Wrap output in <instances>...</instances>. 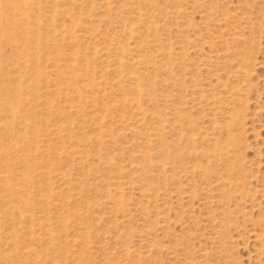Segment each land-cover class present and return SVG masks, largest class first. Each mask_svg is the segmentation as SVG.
Masks as SVG:
<instances>
[{"label":"rangeland","instance_id":"1","mask_svg":"<svg viewBox=\"0 0 264 264\" xmlns=\"http://www.w3.org/2000/svg\"><path fill=\"white\" fill-rule=\"evenodd\" d=\"M16 1L20 4V0ZM47 1L42 4V11L45 9L43 11L45 15L40 20L42 27L36 36L29 34V39H32L31 41L37 39L40 43L50 42L52 28L54 27L58 32L61 28L60 32L65 30V36L58 42L59 44L57 43V51L54 47H50L49 51L46 49L41 54L37 65L24 67L20 55L29 52L30 48L36 43H26L24 45L18 40L26 31V27L17 23L9 24L16 39L3 42L0 47L2 53L0 56V69L5 72L0 70L2 75L0 76V85L2 86L1 83L4 82L0 88V97L2 95L0 111L3 106L4 109L13 108L16 110L17 108L18 112L21 108V111L25 114L24 116L20 112L22 113L20 114L22 115V118H20L22 121L20 119L19 121H13L9 114L0 115V136L2 137V140L0 139V222L3 219L0 223L2 227L0 229V256H7L11 261L10 263L8 260L10 264H264L263 0L262 2L261 0H241V2L238 0H139V4L129 5L125 8L122 6L124 2L133 4L132 2L135 0H109L111 5L106 10L103 7V0H98L96 5L90 3L76 5V0L73 5L70 3L71 0ZM246 7L248 10H246ZM53 8L57 10L55 12L56 21H52L47 16ZM249 8H251L250 11ZM238 13H244L245 16L252 15L248 22L240 23L234 17ZM91 18L93 22H96L94 26L97 28V31H91L92 33L86 31L89 27L87 23ZM205 18L213 20H210L212 23ZM131 20L136 22L135 28L137 26L133 36L128 34L129 29L125 24ZM232 20L234 23H232ZM147 22H155L159 27V31L155 32L152 25L147 24ZM213 23H217L216 28L213 27ZM247 23L248 25H246ZM239 24L240 26H238ZM33 26L31 23L30 27ZM71 27L72 34L69 31ZM232 28L237 29L238 32L241 28V34ZM228 29L230 32H228ZM73 32H76L75 36L77 38L75 40L71 38L72 35L74 36ZM30 40L29 42H31ZM242 40H244V43L240 42ZM125 45L133 49V54L124 56V58L123 56L120 57L121 54L117 49ZM170 45L172 48H170ZM215 51H217V54ZM75 53L78 55V61L67 63L68 68L65 67L64 62H61V65L64 66L60 72L70 71V65L77 66L79 73L72 76L81 80L76 84L85 96L88 88L86 86H95L97 89L95 94L93 96L87 94L88 97L83 102L74 101L76 93H74V88L69 80L55 77L51 71L53 69V57L57 54L73 55ZM91 53L93 56L90 55ZM169 54L170 57L167 58ZM214 54L217 56L216 58ZM223 54H227V59ZM244 54H248L247 59H245L246 55ZM84 55H90V57H84ZM108 55L111 58L110 56L108 58ZM208 55L213 56V58H209ZM251 55L253 60H251ZM139 56L150 59L149 66L136 65ZM163 56H166V58ZM209 59L211 61L215 60V62L211 63L210 61L208 63ZM245 60L249 62L246 63ZM121 61L130 64V67L120 69L122 70L120 73L116 64ZM250 61H253L254 66L250 65ZM215 63H218V65H215ZM242 65H250L249 67L246 66L250 68L251 72H249L248 79L244 78L245 75L242 74L247 68L240 70L241 67L245 68ZM153 67H156L157 70H154ZM103 68L106 69L107 73ZM205 68L206 70L209 68V72L205 71ZM130 69H134V71H130ZM252 69L254 70L251 71ZM115 70L118 75L120 74L119 76H117ZM236 70L242 75L235 73ZM128 71L130 74H128ZM39 72L42 75L38 76ZM104 74L106 77L102 78ZM136 75L140 78L139 83L141 86L143 85L142 88L149 89L151 87L150 97L153 100H150V97L147 98L148 96L139 98L134 93L133 86L136 82L134 79ZM233 75L238 78L233 79ZM102 82L105 84H102ZM34 83H38L37 87ZM102 85H105L104 89L106 90L103 89ZM99 88L101 89L99 90ZM58 89L62 90L57 95L54 91ZM45 93H47V96ZM8 95L11 96V100L13 98L17 100H15L17 102L15 103L16 106L11 105L12 102ZM35 95H38V97ZM135 98H139V103H142L141 110L136 108ZM126 99L134 103L132 107H124ZM20 100L23 102L20 103ZM51 101L52 104H50ZM9 103L10 106L7 105ZM105 104L107 109L103 107ZM30 106H35V109L31 110L32 107ZM142 110L146 114V119L141 123L137 118L139 117L138 112L141 113ZM45 111H47L46 114H44ZM153 113H157V116H159L152 117ZM30 115L34 117L35 121L30 118ZM155 120L158 122L155 123ZM27 121L31 128L23 130L25 128L24 122L27 123ZM42 121L47 123L44 124ZM15 122L17 123L15 124ZM77 123H79V127ZM34 125L38 127H35V129L39 130L34 131ZM105 125H107V129ZM64 126L65 129L62 130L61 127L64 128ZM42 130L44 131L42 132ZM25 131L29 134H25ZM45 131H48V133ZM50 131L52 133L55 131V133L51 134ZM35 133L37 137H34L36 136ZM98 134L99 136H97ZM24 135L27 137V139L25 137L26 142L29 141L27 145L23 143L25 141L23 140ZM15 143L18 150L13 149ZM155 144L160 145V149ZM36 145L39 146L38 149L33 147ZM161 150L164 156L160 153ZM190 150L193 152H190ZM199 151L201 152L199 153ZM81 156L89 160H83ZM55 157L57 158L55 159ZM76 157L80 164L84 161L86 164H81V167L74 160ZM140 164H143L144 167ZM160 165H164L166 170ZM63 171L69 172L68 175L63 174L65 173ZM104 173L107 174L106 177L103 175ZM69 174L71 175L70 178ZM29 175L30 178H28ZM100 175L104 176L103 181L100 180ZM1 176L4 178L7 176L8 178L5 181ZM22 176L23 178H21ZM63 176H65L64 180ZM148 177L152 178V182H148L150 179ZM66 179L69 184L64 183ZM145 180L147 183H145ZM98 181L99 183H97ZM28 182H30V185H28ZM111 183H114V186ZM159 183L160 186H158ZM2 184L8 186L7 190ZM152 184L153 188H151ZM163 184L166 188L163 187ZM24 188L29 190L27 194L20 192ZM204 188L207 189L204 190ZM153 189L157 190V194ZM210 189H212V192ZM143 191L146 193H143ZM166 193L171 197L170 199H168ZM39 194L43 195L40 197ZM48 194L51 195L48 196ZM44 195L53 200L57 199L55 202L58 206L54 203L55 205L48 207L45 203V208L42 205L44 204L42 201L45 198ZM27 196L34 201V207L27 209L31 210L30 212L33 215L41 216L38 218L35 215L34 218L37 217V220L31 223L22 222L19 219V210L16 208L21 206L20 200L22 201ZM157 196L158 198H155ZM38 199L41 200L42 204ZM37 203L40 205H37ZM152 206L153 208H151ZM43 208L47 210L49 208V210L44 209V211ZM27 209V212L24 213L31 214L28 213L29 210ZM213 218L217 219L213 221ZM61 219L62 221H60ZM42 222L43 224H41ZM48 223L51 224V230H53L51 233L53 232L52 234L56 237L52 242L48 241L49 237L47 236L49 235L46 233L47 228L44 227ZM224 223H226V227ZM11 226L17 230L12 231ZM19 229L22 231L19 234L20 236L17 234V239L20 238L21 240L18 241L15 237L13 240L8 239L7 235L11 236L13 232ZM24 229L30 232L28 233L29 237ZM35 234L36 238H34ZM145 234H147V237ZM26 236L29 241L26 240ZM83 236L84 238L81 239ZM16 242L19 243L17 248L19 255L14 244ZM29 250H34L36 253L38 251L39 256L37 253V256L28 257L26 254ZM14 252L17 254H14ZM128 253L130 256H128ZM2 262L0 264H3Z\"/></svg>","mask_w":264,"mask_h":264},{"label":"bare ground","instance_id":"2","mask_svg":"<svg viewBox=\"0 0 264 264\" xmlns=\"http://www.w3.org/2000/svg\"><path fill=\"white\" fill-rule=\"evenodd\" d=\"M67 1H69V0H67ZM97 1L98 0H76V2H75V0H71L70 1V3L73 5V4H75L76 3V5H78L79 3H90L91 5H96L97 4ZM102 1V0H101ZM118 1V0H117ZM117 1H116V3H117ZM225 1V0H224ZM238 1H240L241 2V0H238ZM20 2V4L19 3H17V1L16 0H0V47H1V44L3 43V42H7V41H14V39H16V38H14V36H13V34H12V30L10 29V27H9V24H11V23H17V24H20V25H22L23 27L25 26L26 28V31L24 32V34L21 36V38H18V40L21 42V43H23L24 45L26 44V43H36V45H34L33 47H31L30 48V51L29 52H27V53H24V54H21L20 55V60L22 61V65L24 66V67H32V65H37L39 62H38V59L40 58V56H41V54H43L44 52H45V50L47 49H49L50 47H54V49H55V51H57L56 50V45H57V43L60 41V40H62L63 38H64V36H65V30L64 31H61L60 32V29H59V32H58V30L57 29H55L54 27L52 28V35H51V40H50V42H44V43H40L39 42V40H35V41H31L29 38V34L31 35H34V36H36V34H37V32H39L40 31V29H41V23H40V20L43 18V16L45 15V13L42 11V4H45L46 2H48L47 0H20L19 1ZM113 2H115V1H113ZM122 2V1H121ZM156 2V1H155ZM261 2H262V0H261ZM263 2H264V0H263ZM125 3V2H124ZM122 4V6L125 8V7H127V6H129V5H135V4H139L140 2H139V0H135L134 2H132L133 4H127V3H125V4ZM145 3V2H144ZM235 3V2H234ZM260 3V2H259ZM103 4H104V8H105V10L107 9V7H108V9H109V6L111 5V2L108 0H103ZM180 4V3H179ZM202 4V3H201ZM231 4H232V2H231ZM71 5V6H72ZM54 7H58L57 5H53ZM87 6H89V5H87ZM212 6V5H211ZM47 7V6H46ZM61 7V6H60ZM237 7V6H236ZM75 8V7H74ZM86 8V7H85ZM47 9V8H46ZM49 9V8H48ZM51 9V8H50ZM123 9V8H122ZM250 9L251 8H249V11H250ZM66 10V9H65ZM86 10V9H85ZM90 10V9H89ZM102 10V9H101ZM118 10V9H117ZM138 10V9H137ZM235 10V9H234ZM246 10H248V8L246 7ZM57 10L55 9V8H53L52 9V11H49V13L47 14V16H49L50 18H51V20L52 21H56V19H57V17H56V14H55V12H56ZM99 11V10H98ZM149 11V10H148ZM67 12V11H66ZM104 12V11H103ZM206 12V11H205ZM68 13V12H67ZM132 13V12H131ZM164 13V12H163ZM74 14V13H73ZM99 14H100V12H99ZM98 14V15H99ZM171 14H173V13H171ZM207 14V13H206ZM248 14V13H247ZM246 14V15H247ZM122 15V14H121ZM210 15H212V14H210ZM209 15V16H210ZM225 15V14H224ZM235 15V14H234ZM250 16L252 15V14H249ZM88 16V15H87ZM92 16V15H91ZM133 16V15H132ZM141 16V15H140ZM250 16H245V14L244 13H238V14H236V16H234L235 18H237V21L238 22H240V23H243V22H248L249 21V19H250ZM62 17V16H61ZM101 17V16H100ZM206 17V16H205ZM211 17V16H210ZM49 18V19H50ZM90 18V17H89ZM101 18H104L103 16L101 17ZM127 18V17H126ZM140 18V17H139ZM257 18V17H256ZM60 19V18H59ZM64 19V18H63ZM124 19V18H123ZM137 19V18H136ZM207 21L209 20V19H207V18H205ZM220 19V18H219ZM254 20H255V18H253ZM68 20V19H67ZM83 20V19H82ZM112 20V19H111ZM138 20V19H137ZM151 20V19H150ZM211 20V19H210ZM209 20V21H210ZM216 20V19H215ZM220 20H222V19H220ZM220 20H217V21H220ZM77 21H78V19H77ZM211 21H213V20H211ZM210 21V23H212ZM224 21H225V18H224ZM236 21V22H237ZM151 22V21H150ZM150 22H147V24H149ZM190 22V21H189ZM223 22V21H222ZM31 23H32V25H34L33 27H30L31 26ZM44 23V22H43ZM58 23V22H57ZM65 23V22H64ZM71 23V22H70ZM74 23V22H73ZM76 23V22H75ZM94 23H96V22H93V20H92V18L90 19V21H88V23L87 24H89V27H87V30L86 31H92V32H95V31H97V28L94 26ZM209 23V24H210ZM227 23V22H226ZM225 23V24H226ZM230 23V22H229ZM232 23H234V21L232 20ZM250 23V22H249ZM83 24V23H82ZM126 24V26H128V29H129V33L128 34H130V36H133V34H134V32H135V29L137 28V26H136V28H135V25H136V22L133 20H131L129 23L127 22V23H125ZM145 24V23H144ZM151 25H152V29H154L155 30V32H158L159 31V27H158V25H156V23L154 22V23H150ZM214 24V23H213ZM212 24V25H213ZM217 23H215L214 24V26L213 27H215V25H216ZM53 25V24H52ZM65 25V24H64ZM74 25H76V24H74ZM74 25H73V27H74ZM96 25V24H95ZM97 25H99V24H97ZM138 25V24H137ZM211 25V24H210ZM232 25V24H231ZM244 25V24H243ZM246 25H248V23L246 24ZM45 26V25H44ZM58 26V25H57ZM66 26V25H65ZM190 26V25H189ZM218 26V25H217ZM225 26V25H224ZM238 26H240V24L238 25ZM250 26V25H249ZM248 26V27H249ZM122 27V26H121ZM120 27V28H121ZM222 27H223V24H222ZM231 27V26H230ZM229 27V28H230ZM233 27H235V25H233ZM49 28V27H48ZM127 28V27H126ZM216 28V27H215ZM224 28V27H223ZM237 28H239V27H237ZM245 28H247V27H245ZM249 28H251V27H249ZM248 28V29H249ZM220 29V28H219ZM233 29V28H232ZM247 29V30H248ZM146 30V29H145ZM209 30V29H208ZM229 30V29H228ZM227 30V31H228ZM233 30H235V29H233ZM237 30V29H236ZM235 30V31H236ZM240 30H241V28H240ZM240 30H239V32H238V30H237V33H240L241 34V32H240ZM245 30V29H244ZM69 31H71V34H72V27H71V29H69ZM74 31V30H73ZM79 31V30H78ZM151 31V30H150ZM162 31V30H161ZM180 31V30H179ZM232 31V30H231ZM91 32V33H92ZM147 32V31H146ZM228 32H230V30L228 31ZM233 32V31H232ZM75 33L76 32H73V34H74V36L72 35V39H76L77 37L75 36ZM85 33V32H84ZM145 33V32H144ZM166 33V32H165ZM173 33V32H172ZM187 34V33H186ZM229 34H231V33H229ZM228 34V35H229ZM234 34V33H233ZM143 35V34H142ZM155 35H156V33H155ZM158 35H159V33H158ZM171 35V34H170ZM235 35V34H234ZM234 35H233V37H234ZM33 36V37H34ZM83 36V35H82ZM94 36V35H93ZM98 36V35H97ZM147 36V35H146ZM230 36V35H229ZM242 37H243V35H241ZM127 37V36H126ZM142 37V36H141ZM140 37V38H141ZM159 37V36H158ZM178 37V36H177ZM191 37V36H190ZM232 37V38H233ZM32 38V37H31ZM69 38V37H68ZM88 38V37H87ZM108 38V37H107ZM231 38V39H232ZM238 38V37H237ZM244 38V37H243ZM250 38V37H249ZM82 39V38H81ZM174 39V38H173ZM29 40L31 41V42H29ZM114 40V39H113ZM127 40V39H126ZM237 41L239 40V39H236ZM246 40H248V39H246ZM245 40V41H246ZM68 41V40H67ZM107 41V40H106ZM116 41H117V39H116ZM182 41V40H181ZM234 41V40H233ZM244 40H242V41H240V42H243ZM100 42V41H99ZM115 42V41H114ZM129 42V41H128ZM127 42V43H128ZM165 42H167L166 40H165ZM184 42V41H183ZM214 42V41H213ZM73 43H75V42H73ZM153 43V42H152ZM162 43V42H161ZM176 43V42H175ZM174 43V44H175ZM192 43V42H191ZM190 43V44H191ZM244 43V42H243ZM59 44V43H58ZM65 44V43H64ZM106 44V43H105ZM121 44V43H120ZM171 44H172V42H171ZM236 44V43H235ZM100 45V44H99ZM118 45V44H117ZM142 45V44H141ZM145 45V44H144ZM176 45V44H175ZM214 45V44H213ZM71 46H72V44H71ZM109 46V45H108ZM111 46V45H110ZM171 46V45H170ZM185 46V45H184ZM187 46V45H186ZM106 47V46H105ZM115 47H117V46H115ZM157 47V46H156ZM159 47H161V46H159ZM189 47V46H188ZM214 47H216V46H214ZM163 48V47H162ZM170 48H172V46L170 47ZM84 49V48H83ZM103 49V48H102ZM153 49V48H152ZM191 49V48H190ZM78 49L76 48V51H77ZM118 52H119V54H121L120 55V57L121 56H128V55H131V54H133V49H131L129 46H120L118 49ZM169 50V49H168ZM216 50V49H215ZM49 51V50H48ZM54 51V52H55ZM172 51V50H171ZM177 51V50H176ZM175 51V52H176ZM183 51V50H182ZM197 51V50H196ZM213 51V50H212ZM219 51V50H218ZM53 52V51H52ZM73 52V51H72ZM78 52V51H77ZM179 52V51H178ZM199 52V51H198ZM217 51H215V53H216ZM49 53H51V52H49ZM90 53V52H89ZM106 53V52H105ZM212 53H214V52H212ZM1 50H0V56H1ZM47 54V53H46ZM52 54V53H51ZM81 54V53H80ZM88 54V53H87ZM114 54V53H113ZM152 54V53H151ZM217 54V53H216ZM50 55V54H49ZM91 56H93L92 55V53L90 54ZM90 55H88V56H85L84 55V57H90ZM97 55V54H96ZM223 55H225V57L227 56V54H223ZM244 55H246V54H244ZM248 55V54H247ZM247 55L245 56V59H247ZM100 56V55H99ZM103 56V55H102ZM109 56L110 55H108V58H109ZM209 56V55H208ZM207 56V57H208ZM211 56V55H210ZM209 56V58H213V56H211L210 57ZM250 56V55H249ZM83 57V56H82ZM104 57V56H103ZM102 57V58H103ZM115 57H117V56H115ZM124 57V58H125ZM164 57V56H163ZM170 57V54L168 55V57L167 58H169ZM214 57L216 58L217 56H215V54H214ZM223 57V56H222ZM2 58V57H1ZM95 58V57H94ZM98 58V57H97ZM101 58V59H102ZM110 58H111V56H110ZM133 58V57H132ZM164 58H166V56L164 57ZM224 58V57H223ZM251 58H252V55H251ZM250 58V59H251ZM18 59V58H17ZM87 59V58H86ZM89 59H91V58H89ZM92 59H93V57H92ZM92 59H91V61H92ZM208 59V58H207ZM226 59H227V57H226ZM249 59V60H250ZM8 60V59H7ZM88 60V59H87ZM113 60V59H112ZM121 60V59H120ZM126 60H127V58H126ZM126 60H123V61H126ZM165 60V59H164ZM183 60V59H182ZM251 60H253V58L251 59ZM78 61V55H76V53L75 54H71V55H66V54H64V55H59V54H57L55 57H53L52 58V63H53V69L51 70L52 71V74L55 76V77H62L63 79H66V80H69L70 82H71V85L73 86V88H74V93H76V98L74 97V101H79V102H83V101H85L84 99L86 98V97H88L87 96V94H91L92 96L95 94V92L97 91V89L95 88V86H91V85H87L86 87H90L89 89L87 88V90H86V96L84 95V92L83 91H81V89H79L78 87H77V82H81V80H79V78L78 77H76V78H74L73 76L74 75H76L77 73H79V69H77L76 67L77 66H74V65H70L69 67H70V71H64L63 73H61L60 72V70L63 68V66L61 65V62H64L65 63V67H67V63H71V62H77ZM83 61V60H82ZM82 61H81V63H82ZM103 61V60H102ZM105 61V60H104ZM123 61H121L120 63H118V64H116L117 65V67H118V71L121 73V71L122 70H120V69H123L124 67H130V64H127L126 62H123ZM128 61V60H127ZM151 60L150 59H148V58H146V57H143V56H139L138 57V60L136 61V65H146V66H149L148 64H149V62H150ZM210 59H209V61H207L208 63H210ZM223 61V60H222ZM228 61V60H227ZM240 61H242V60H240ZM248 61V60H247ZM247 61L245 60V62L247 63ZM6 62V61H5ZM46 62V61H45ZM90 62V61H89ZM97 62V61H96ZM134 62V61H133ZM171 62V61H170ZM202 62V61H201ZM204 62V61H203ZM202 62V63H203ZM212 62H215V60H212L211 61V63ZM219 63H220V61H218ZM244 62V63H245ZM249 62V61H248ZM252 62L253 61H250V65L252 64ZM16 63V62H15ZM43 63V62H42ZM86 64H87V61L85 62ZM102 63V62H101ZM106 63H108V62H106ZM111 63V62H110ZM109 63V64H110ZM115 63V62H114ZM224 63V62H223ZM244 63H241V64H244ZM245 63V64H246ZM1 64V63H0ZM67 64V65H66ZM74 64V63H73ZM86 64H85V66H86ZM93 64V63H92ZM100 64V63H99ZM103 64H105V63H103ZM170 64V63H169ZM193 64H195V63H193ZM218 65V63H215V65ZM239 64H240V62H239ZM238 64V65H239ZM21 65V64H20ZM81 65V64H80ZM106 65V64H105ZM105 65H103L104 67H105ZM135 65V64H134ZM188 65V64H187ZM207 65V64H206ZM227 65V64H226ZM249 65V66H250ZM90 66V65H89ZM100 66H102V64H100ZM107 66V65H106ZM205 66V65H204ZM209 66H211V65H209ZM208 66V67H209ZM240 66V65H239ZM238 66V67H239ZM243 67L245 66V68H242L241 67V69L240 70H242V69H246L247 67H249V66H247V65H242ZM247 66V67H246ZM252 66H254L253 64H252ZM83 67H84V65H83ZM114 67H115V65H114ZM167 67V66H166ZM169 67V66H168ZM179 67V66H178ZM189 67V66H188ZM190 67H191V65H190ZM207 67V66H206ZM216 67V66H215ZM2 68H3V66H2ZM68 68V67H67ZM111 68V67H110ZM170 68V67H169ZM212 68H213V66H212ZM19 69V68H18ZM30 69V68H29ZM85 69H86V67H85ZM105 68H103V70H104ZM112 69V68H111ZM128 69V68H127ZM153 69L154 70H157V68L156 67H153ZM152 69V70H153ZM200 69H202V68H200ZM209 68H207V70H206V68H205V71H208L209 72V70H208ZM248 70L250 69V68H247ZM246 69V70H247ZM1 71L3 70V69H0ZM6 70V69H5ZM134 71V69H130V71ZM161 70V69H160ZM169 71H170V69H168ZM175 70V69H174ZM214 70V69H213ZM239 70V69H238ZM239 70V71H240ZM244 71V72H242V74L243 75H245V77L244 78H247L248 77V75H250V70L248 71ZM254 69H252L251 71H253ZM15 71V70H14ZM19 71V70H18ZM40 71V70H39ZM83 71V70H82ZM110 71H112V70H110ZM126 71V70H125ZM168 71V72H169ZM3 72H4V70H3ZM2 72V73H3ZM7 72V71H6ZM20 72V71H19ZM85 72V71H84ZM90 72H91V70H90ZM93 72V71H92ZM103 72V71H102ZM105 72H106V69H105ZM129 72V71H128ZM171 72V71H170ZM201 72V71H200ZM235 72V71H234ZM241 72V71H240ZM250 72V73H249ZM1 73V72H0ZM5 73V72H4ZM20 73H22V72H20ZM33 73H35L34 71H33ZM45 73V72H44ZM94 73V72H93ZM107 73V72H106ZM114 73V72H113ZM115 73L117 74V76H119L118 75V73L116 72V70H115ZM114 73V74H115ZM127 73V72H126ZM132 73V72H131ZM235 73H238V71L236 70V72ZM253 73V72H252ZM91 74V73H90ZM128 74H130V72L128 73ZM210 74V73H209ZM239 74V73H238ZM241 73L239 74V75H242ZM5 75V74H4ZM7 75V74H6ZM5 75V76H6ZM10 75H12L11 73H10ZM39 75H42L40 72H39V74H38V76ZM45 75V74H44ZM73 75V76H72ZM127 75V74H126ZM172 75V74H171ZM176 75V74H175ZM174 75V76H175ZM237 75V74H236ZM0 76H2L1 74H0ZM32 76V75H31ZM129 76V75H128ZM252 76V75H251ZM251 76H249V77H251ZM8 78H9V76H7ZM27 77V76H26ZM35 77V76H34ZM33 77V78H34ZM36 77H37V75H36ZM87 77V76H86ZM101 77V76H100ZM104 77H106V75L104 74V76L102 77V78H104ZM125 77V76H124ZM149 77V76H148ZM152 77V76H151ZM229 77V76H228ZM235 77H237V76H234L233 75V79L235 78ZM242 77V76H241ZM14 78V77H13ZM29 78V77H28ZM127 78V77H126ZM132 78V77H131ZM170 78V77H169ZM238 78V77H237ZM18 79V78H17ZM106 79V78H105ZM127 79H129V78H127ZM126 79V80H127ZM135 79V85L133 86V90H134V93H136L137 94V96H139V98L141 97H143V96H148L147 98H149L151 95V91H150V89H151V87L149 88V89H146V88H142V86H141V84L139 83V77H137V75H136V77L134 78ZM230 79V78H229ZM248 79V78H247ZM0 80H1V77H0ZM22 80V79H21ZM28 80V79H27ZM38 80V79H37ZM131 80V79H130ZM33 81H34V79H33ZM32 81V82H33ZM47 81V80H46ZM106 81V80H105ZM120 82H121V80H119ZM134 81V80H133ZM133 81H129V82H133ZM151 81V80H150ZM17 82V81H16ZM21 82V81H20ZM34 82H36V80L34 81ZM89 82V81H88ZM118 82V81H117ZM152 82V81H151ZM154 82V81H153ZM22 83V82H21ZM20 83V84H21ZM90 83V82H89ZM104 82H102V84H103ZM122 83V82H121ZM144 83V82H143ZM222 83V82H221ZM220 83V84H221ZM2 84V86H3V84H4V82H2L1 83ZM19 84V85H20ZM23 84V83H22ZM35 85H36V87H37V85H38V83H34ZM105 84V83H104ZM148 84V83H147ZM173 84V83H172ZM18 85V86H19ZM99 85H100V83H99ZM150 85V84H149ZM161 85V84H160ZM169 85V84H168ZM211 85H212V82H211ZM222 85H224V84H222ZM1 85H0V88L2 87ZM22 86V85H21ZM29 86V85H28ZM27 86V87H28ZM79 86V85H78ZM104 86L105 85H102V87H103V89H104ZM146 86V85H145ZM144 86V87H145ZM166 86V85H165ZM170 86V85H169ZM197 86V85H196ZM203 86H204V84H203ZM41 87V86H40ZM130 87V86H129ZM163 87V86H162ZM218 87H219V85H218ZM4 88H5V86H4ZM3 88V89H4ZM30 88V87H29ZM215 88V87H214ZM220 88V87H219ZM15 89V88H14ZM31 89V88H30ZM101 88H99V90H100ZM216 89V88H215ZM25 90V89H24ZM23 90V91H24ZM41 90V89H40ZM62 90V89H61ZM61 90L60 89H58V90H56V91H54V93L55 94H60L61 93ZM104 90H106V89H104ZM122 90V89H121ZM120 90V91H121ZM130 90V89H129ZM128 90V91H129ZM158 90V89H157ZM161 90V89H160ZM206 90V89H205ZM27 91V90H26ZM126 91V90H125ZM42 92V91H41ZM47 92V91H46ZM122 92V91H121ZM130 92V91H129ZM132 92V91H131ZM172 92V91H171ZM192 92V91H191ZM207 92V91H206ZM215 92V91H214ZM217 92V91H216ZM1 93H3V91H1ZM71 93V92H70ZM101 93V92H100ZM126 93H127V91H126ZM226 93V92H225ZM230 93H231V91H230ZM16 95H17V92L15 93ZM27 95H28V93H26ZM213 94V93H212ZM211 94V95H212ZM217 94V93H216ZM15 95V96H16ZM21 95V94H20ZM20 95H18V96H20ZM45 95L47 96V93H45ZM7 96V95H6ZM9 96L10 95H8V98H9ZM14 96V97H15ZM22 96H23V93H22ZM35 96H37L38 97V95H35ZM43 96V95H42ZM99 96V95H98ZM103 96V95H102ZM106 96V95H105ZM104 96V97H105ZM136 96V95H135ZM13 97V96H12ZM45 97V96H44ZM55 97V96H54ZM134 97V96H133ZM169 97V96H168ZM209 97V96H208ZM16 98V97H15ZM23 98V97H22ZM33 98V97H32ZM35 98V97H34ZM41 98H43V97H41ZM68 98V97H67ZM98 98V97H97ZM139 98H135V100H136V104H135V106H136V108L137 109H139V110H141L142 108H141V104L142 103H139ZM171 98V97H170ZM2 99V95H1V97H0V100ZM6 99V98H5ZM12 98H11V96H10V100H11ZM26 99V98H25ZM94 99H95V97H94ZM150 100H153V98H149ZM180 99V98H179ZM222 99V98H221ZM226 99H227V97H226ZM233 99V98H232ZM14 100V101H13ZM13 100H11V105H15L16 106V104L15 103H17V102H15V100L16 99H14L13 98ZM19 100V99H18ZM24 100V99H23ZM34 100H36V99H34ZM173 100V99H172ZM208 100V99H207ZM17 101V100H16ZM22 100H20V103H22L21 102ZM38 101H39V99H38ZM38 101L36 102L37 104H38ZM92 101V100H91ZM220 101V100H219ZM219 101H217V102H219ZM101 102V101H100ZM172 102V101H171ZM10 103L9 104H7V105H9L10 106ZM25 103V102H24ZM86 103V102H85ZM90 103V102H89ZM88 103V104H89ZM210 103V102H209ZM216 103V102H215ZM44 104V103H43ZM42 104V105H43ZM50 104H52V101L50 102ZM133 102H131V101H129V100H125L124 101V107L125 106H129V107H132L133 106ZM197 104V103H196ZM211 104V103H210ZM26 106H27V104H25ZM156 105V104H155ZM15 106H11V107H15ZM41 106V105H40ZM49 106V105H48ZM82 106V105H81ZM143 106V105H142ZM194 106H196V105H194ZM22 107V106H21ZM28 107H29V105H28ZM27 107V108H28ZM30 107H32V108H30L31 110L35 107V106H30ZM47 107V106H46ZM103 107H107V105L105 104V106H103ZM116 107H117V105H116ZM151 107V106H150ZM162 107V106H161ZM9 108V107H8ZM52 108V107H51ZM67 108H68V106H67ZM35 109V108H34ZM107 109V108H106ZM105 109V110H106ZM124 109V108H123ZM133 109V108H132ZM167 109H169V108H167ZM25 110V109H24ZM155 110V109H154ZM234 111V110H233ZM236 111H238L237 109H236ZM20 112H22L21 111V108H20ZM20 112H18L17 111V108H16V110H14L13 108H11V109H7V108H5L4 109V106H3V108H2V110L0 111V115H7V114H9V117L13 120V121H15V120H18L19 121V119L20 118H22L21 116L22 115H20V114H22V113H20ZM25 112H26V110H25ZM144 111L142 110V112L140 113V112H138V115H139V117L137 118L138 119V121L139 122H143L145 119H146V114H144L143 113ZM150 112V111H149ZM31 113V112H30ZM47 113V111H45V113L44 114H46ZM50 113V112H49ZM238 113V112H237ZM24 114V113H23ZM32 114V113H31ZM51 114V113H50ZM74 114V113H73ZM178 114V113H177ZM241 115H242V113H240ZM36 115H37V113H36ZM77 115V114H76ZM163 115V114H162ZM238 115V114H237ZM240 115V116H241ZM24 116H25V114H24ZM31 117V119L33 118V120H34V117H32V115H30ZM95 116V115H94ZM104 116H106V115H104ZM151 116V115H150ZM159 116V115H158ZM157 116V113H153L152 114V117H158ZM177 116V115H176ZM53 117V116H52ZM81 117H83V116H81ZM98 117V116H97ZM119 117H120V115H119ZM165 117V116H164ZM29 118V119H30ZM234 118H236V117H234ZM8 119V118H7ZM25 119V118H24ZM71 119H73V118H71ZM100 119V118H99ZM161 119H162V117H161ZM178 119V118H177ZM237 119V118H236ZM21 120V119H20ZM43 120V119H42ZM47 120V119H46ZM101 120V119H100ZM158 120V119H157ZM160 120V119H159ZM166 120V119H165ZM232 120V119H231ZM22 121V120H21ZM25 122H26V120H24ZM35 121V120H34ZM47 121H49V120H47ZM76 121H77V118H76ZM119 121V120H118ZM156 121V120H155ZM167 121V120H166ZM24 122V126H25V128H23V130L24 129H26V130H28V129H30L31 128V126L29 125V123H28V121H27V123H25ZM42 122H44V121H42ZM158 121H156L155 123H157ZM164 122V121H163ZM9 123H10V121H9ZM13 123V122H12ZM17 122H15V124H16ZM20 123V122H19ZM47 123V122H46ZM45 122H44V124H46ZM64 123V122H63ZM79 123H80V121H79ZM79 123H77V125H78V127H79ZM81 123H82V120H81ZM161 123V122H160ZM165 123V122H164ZM163 123V124H164ZM27 124V125H26ZM83 124H84V122H83ZM132 124V123H131ZM4 125H6V124H4ZM8 125V124H7ZM10 125V124H9ZM8 125V126H9ZM14 125V124H13ZM20 125V124H19ZM87 125V124H86ZM240 125H241V123H240ZM37 126H38V124H37ZM37 126H35L34 125V129H35V127H37ZM46 126V125H45ZM54 126H55V124H54ZM53 126V127H54ZM97 126V125H96ZM106 126L107 125H105V128H106ZM144 126V125H143ZM181 126V125H180ZM5 128H6V126H4ZM12 127V126H11ZM39 127V126H38ZM37 127V128H38ZM138 127V126H137ZM160 127V126H159ZM167 127V126H166ZM176 127V126H175ZM174 127V128H175ZM195 127V126H194ZM215 127V126H214ZM35 129L34 131H36V130H39V129ZM62 128V130H64L65 129V126H64V128L63 127H61ZM76 128H77V126H76ZM80 128H81V126H80ZM84 128V127H83ZM163 128V127H162ZM213 128V127H212ZM13 129V128H12ZM68 129V128H67ZM85 129V128H84ZM100 129V128H99ZM107 129V128H106ZM129 129V128H128ZM145 129V128H144ZM155 129V128H154ZM158 129V128H157ZM221 129V128H220ZM46 130V129H45ZM49 130V129H48ZM82 129H80V131H81ZM172 130V129H171ZM16 131V130H15ZM30 131H32V130H30ZM44 130H42V132H43ZM57 132H58V130H56ZM83 131V130H82ZM99 131V130H98ZM97 131V132H98ZM131 131V130H130ZM8 132V131H7ZM9 132H10V130H9ZM24 132V131H23ZM46 132V131H45ZM51 132V134H54L55 133V131L52 133V131H50ZM84 132V131H83ZM132 132V131H131ZM144 132H145V130H144ZM22 133V132H21ZM20 133V134H21ZM26 133H28V132H26L25 131V134ZM32 133V132H31ZM46 133H48V131L46 132ZM17 134V133H16ZM23 134V133H22ZM29 134V133H28ZM33 134V133H32ZM50 134V135H51ZM56 134H58V133H56ZM61 134H62V132H61ZM158 134V133H157ZM35 135L36 136H34V137H37V134L35 133ZM46 135V134H45ZM48 135V134H47ZM80 135V134H79ZM86 135V134H85ZM187 135V134H186ZM185 135V136H186ZM16 137H17V135H15ZM27 136H31V135H27ZM65 136H66V134H65ZM97 136H99V134L97 135ZM147 135L145 134V137H146ZM158 136H159V134H158ZM161 136V135H160ZM181 136V135H180ZM185 136H183V137H185ZM195 136V135H194ZM193 136V137H194ZM25 137H26V135H24V137H23V140H25ZM39 137V136H38ZM40 137H41V135H40ZM86 137V136H85ZM104 137V136H103ZM11 138V137H10ZM19 138V137H18ZM17 138V139H18ZM69 138V137H68ZM89 138V137H88ZM96 138V137H95ZM97 138H99V137H97ZM136 138V137H135ZM148 138V137H147ZM199 138V137H198ZM0 139L2 140V137L0 136ZM26 139H27V137H26ZM30 139V138H29ZM35 139V138H34ZM38 139V138H37ZM140 139V138H139ZM142 139V138H141ZM156 139V138H155ZM158 139V138H157ZM232 139V138H231ZM36 140V139H35ZM34 140V141H35ZM138 140V139H137ZM188 140H190V139H188ZM199 140V139H198ZM214 140V139H213ZM217 140V139H216ZM28 141V140H27ZM31 141V140H30ZM41 141V140H40ZM93 141V140H92ZM231 141V140H230ZM240 141V140H239ZM10 142V141H9ZM33 142V141H32ZM43 142V141H42ZM139 142V141H138ZM147 142V141H146ZM18 143V142H17ZM23 143L25 144V145H27L28 143H29V141L28 142H26V140L25 141H23ZM74 143V142H73ZM148 143V142H147ZM154 143V142H153ZM160 143V145H162V143L161 142H159ZM191 143H192V141H191ZM195 143V142H194ZM217 143V142H216ZM230 143V142H229ZM241 143V142H240ZM20 144V143H19ZM76 144H77V142H76ZM5 145V144H4ZM10 145H12V144H10ZM9 145V146H10ZM32 145V144H31ZM42 145V144H41ZM155 145H157V144H155ZM160 145H157L158 146V148L160 147ZM230 145H233V144H230ZM6 146V145H5ZM4 146V147H5ZM17 146V144L15 143V144H13V149L15 148V149H17L18 150V146ZM7 147V146H6ZM23 147V146H22ZM29 147V146H28ZM28 147H27V149H28ZM33 147H35L36 149H38L39 148V146L37 147V145L36 146H33ZM43 147V146H42ZM45 147V146H44ZM152 147V146H151ZM163 147H165L164 145H163ZM162 146H161V148H163ZM192 147H193V145H192ZM195 147V146H194ZM54 148H56V147H54ZM140 148H141V145H140ZM143 148V147H142ZM233 148V147H232ZM2 149V148H1ZM153 149V148H152ZM160 149V148H159ZM158 149V150H159ZM163 149H165V148H163ZM234 149V148H233ZM59 151H60V149H58ZM141 151H142V149H140ZM147 150H148V148H147ZM212 150H213V148H212ZM211 150V152H213ZM47 151H48V148H47ZM98 151V150H97ZM4 152V151H3ZM36 152V151H35ZM39 152V151H38ZM44 152H46V151H44ZM57 152V151H56ZM66 152V151H65ZM72 152V151H71ZM76 152V151H75ZM80 152H81V150H80ZM95 152V151H94ZM149 152V151H148ZM190 152H193V151H191L190 150ZM201 151H199V153H200ZM5 153V152H4ZM27 153V152H26ZM40 153V152H39ZM70 153V152H69ZM73 153V152H72ZM77 153V152H76ZM92 153H93V151H92ZM158 153V152H157ZM161 154H163V156H164V153L162 152V150H161V152H160ZM166 154H167V152H165ZM41 154H43V153H41ZM79 154V153H78ZM83 154V153H82ZM84 154H86V153H84ZM97 154V153H96ZM193 154V153H192ZM202 154V153H201ZM200 154V155H201ZM229 154V153H228ZM60 155H61V152H60ZM71 155V154H70ZM75 155H77V154H75ZM87 155V154H86ZM100 155V154H99ZM147 155H148V153H147ZM168 155V154H167ZM2 156H3V154H2ZM24 156H25V154H24ZM106 156V155H105ZM149 156V155H148ZM162 156V155H161ZM161 156H159V157H161ZM162 156V157H163ZM202 156V155H201ZM205 156V155H204ZM3 157H5V155L3 156ZM51 157H53V156H51ZM62 157V156H61ZM73 157V156H72ZM82 157V156H81ZM87 157H88V155H87ZM137 157H140V156H137ZM162 157H161V159H162ZM13 158V157H12ZM15 158V157H14ZM26 158V157H25ZM35 158V157H34ZM57 157H55V159H56ZM58 158H59V155H58ZM83 158V160H86L87 158L86 157H82ZM85 158V159H84ZM102 158V157H101ZM101 158H100V160H101ZM107 158V157H106ZM166 158V157H165ZM3 159H5V158H3ZM2 159V160H3ZM24 159V158H23ZM77 159V157L74 159V160H76ZM140 159V158H139ZM144 159H145V157H144ZM154 159H155V157H154ZM164 159V158H163ZM8 160H9V158H8ZM22 160V159H21ZM34 160V159H33ZM87 160H89V159H87ZM150 160V159H149ZM5 161H6V159H5ZM27 161V160H26ZM97 161V160H96ZM147 161H148V159H147ZM11 162V161H10ZM75 162V161H74ZM76 162H78V160H76ZM85 162V161H84ZM81 163V164H86V163ZM160 162V161H159ZM162 162H163V160H162ZM46 163H47V161H46ZM79 163V162H78ZM78 163H77V165H78ZM88 163V162H87ZM138 163V162H137ZM144 163V162H143ZM149 163V162H148ZM163 163H165V162H163ZM5 164H6V162H5ZM80 164V163H79ZM80 164V166L82 167V165ZM145 164V163H144ZM157 164V163H156ZM45 165V164H44ZM137 165V164H136ZM140 165H142L143 166V164H140ZM150 165V164H149ZM22 166V165H21ZM28 166V165H27ZM79 165H78V167H80ZM23 167V166H22ZM53 167H54V165H53ZM84 167V166H83ZM88 167V166H87ZM144 167V166H143ZM152 167H154V166H152ZM160 167H162L163 169L165 168V170H166V167H164V165H160ZM240 167V166H239ZM91 168V167H90ZM105 168V167H104ZM133 168V167H132ZM241 168V167H240ZM98 169H99V167H98ZM121 169H123V168H121ZM145 169V168H144ZM147 170H148V167L146 168ZM207 169H208V167H207ZM29 170V169H28ZM47 170V169H46ZM79 170V169H78ZM132 171H133V169H131ZM5 171V170H4ZM93 171V170H92ZM135 171H136V169H135ZM173 171V170H172ZM196 171V170H195ZM243 171V170H242ZM23 172H24V170H23ZM32 172V171H31ZM47 172H48V170H47ZM63 172H65V173H63V174H65V175H68L67 173H69V172H67L66 173V171H63ZM137 172H138V170H137ZM143 172V171H142ZM141 172V173H142ZM1 173H3V172H1ZM6 173V172H5ZM46 173V172H45ZM50 173V172H49ZM48 173V174H49ZM52 173V172H51ZM97 173H99V172H97ZM101 173V172H100ZM105 173H106V171H105ZM103 174L104 176L105 175H107V174ZM131 173H133V172H131ZM146 173V172H145ZM165 173V172H164ZM172 173V172H171ZM22 174V173H21ZM21 174H20V176H21ZM24 174V173H23ZM28 174V173H27ZM81 174V173H80ZM127 174V173H126ZM206 174V173H205ZM205 174H203V175H205ZM238 174V173H237ZM32 175H33V173H32ZM40 175V174H39ZM44 175V174H43ZM47 175V174H46ZM45 175V176H46ZM53 175H54V171H53ZM52 175V176H53ZM59 175H61V174H59ZM70 175V174H69ZM91 175H93V173H91ZM91 175H89L90 177H92ZM103 175H100L101 177V179L100 180H104V176ZM142 175V174H141ZM5 176V175H4ZM42 176V175H41ZM50 176H51V174H50ZM49 176V177H50ZM55 176V175H54ZM128 176V175H127ZM206 176V175H205ZM226 176V175H225ZM2 178H4L3 176H1ZM43 177V176H42ZM48 177V178H49ZM71 177V175L69 176V178ZM89 177V178H90ZM94 177V176H93ZM97 178H98V176H96ZM106 177V176H105ZM145 177V176H144ZM7 176L4 178L5 179V181L7 180ZM21 178H23V176L21 177ZM25 178H26V176H25ZM28 178H30V175H29V177ZM54 178V177H53ZM64 178H65V176H63V180H64ZM89 178H88V181H89ZM119 178V177H118ZM121 178V177H120ZM146 178V177H145ZM144 178V179H145ZM150 177H148V179H149ZM207 178V177H206ZM226 178V177H225ZM242 178V177H241ZM31 179H33V178H31ZM50 179V178H49ZM150 179H151V181H150ZM149 179V181L148 182H152V178H150ZM243 179V178H242ZM11 180V179H10ZM9 180V181H10ZM60 180H62V179H60ZM60 180H58V181H60ZM99 180V181H100ZM102 180V181H103ZM67 181V179L65 180V182L64 183H66V184H69V183H67L66 182ZM70 181V180H69ZM75 181V180H74ZM93 181V180H92ZM99 181L97 182V183H99ZM101 181V182H102ZM121 181V180H120ZM136 181H137V179H136ZM243 181V180H242ZM94 182V181H93ZM244 182V181H243ZM245 182H246V180H245ZM3 183V182H2ZM26 183V182H25ZM24 183V184H25ZM29 184L28 185H30V182H28ZM44 183V182H43ZM81 183V182H80ZM96 183V184H97ZM114 183H116V182H114ZM114 183H111L112 185L114 184ZM119 183V182H118ZM123 183V182H122ZM128 184H129V182H127ZM126 183V184H127ZM132 183V182H131ZM145 183H147L146 182V180H145ZM157 183V182H156ZM6 184V183H5ZM22 184V183H21ZM36 184H38V183H36ZM61 184H63V183H61ZM71 184V183H70ZM120 184V183H119ZM125 184V185H126ZM127 184V185H128ZM136 184H137V182H136ZM26 185V184H25ZM72 185V184H71ZM92 185H94V184H92ZM117 185V184H116ZM121 185V184H120ZM124 185V184H123ZM142 185H143V183H142ZM164 186V188H166L165 187V184H163ZM229 185V184H228ZM244 185V184H243ZM2 186H3V184H2ZM18 186V185H17ZM24 186V185H23ZM114 186V185H113ZM149 186V185H148ZM158 186H160V183H159V185ZM162 186V185H161ZM6 190H7V187L6 186H3ZM28 187V186H27ZM46 187V186H45ZM75 187V186H74ZM118 187H119V185H118ZM118 187H116L117 189H118ZM124 187V186H123ZM137 187V186H136ZM144 187H146V186H144ZM150 187H151V185H150ZM215 187V186H214ZM240 187V186H239ZM48 188V187H47ZM78 188V187H77ZM80 188V187H79ZM120 188H121V186H120ZM119 188V189H120ZM135 188V187H134ZM151 188H153V184H152V187ZM160 188V187H159ZM4 189V190H5ZM30 189V188H29ZM33 189H34V187H33ZM67 189V188H66ZM70 189V188H69ZM107 189V188H106ZM105 189V190H106ZM122 189V188H121ZM207 189V188H206ZM205 188H204V190H206ZM240 189H241V187H240ZM73 191L75 190V189H72ZM78 190V189H77ZM81 190V189H80ZM126 190V189H125ZM211 190V192H212V189H210ZM28 191L29 190H27L26 188H24V189H21L20 190V192L22 193V194H27L28 193ZM44 191V190H43ZM71 191V190H70ZM70 191H69V193H70ZM148 191V190H147ZM153 191L157 194V190L155 191L154 189H153ZM168 191V190H167ZM207 191H209V190H207ZM214 191V190H213ZM34 192V191H33ZM122 192V191H121ZM125 192V191H124ZM128 192V191H127ZM136 192V191H135ZM145 191H143V193H144ZM166 192V191H165ZM164 192V193H165ZM106 193V192H105ZM146 193V192H145ZM148 193V192H147ZM41 194V193H40ZM39 194V195H40ZM72 194V193H71ZM123 194V193H122ZM156 194H154V196H156ZM43 195V194H42ZM42 195H40V197L42 196ZM45 195H47L46 193H45ZM44 195V197L45 198H43V202H44V204H42V202H41V200H39V199H41L39 196H37V198H39L38 200H39V202H41V204L42 205H44L45 206V203L48 205V207L50 206V205H55L54 203H56V205H57V202H55L56 200H53V199H50V197H48V196H50L49 194H48V196H45ZM58 195V194H57ZM110 195V194H109ZM121 195V194H120ZM124 195V194H123ZM139 195H141V194H139ZM145 195V194H144ZM146 195H148V194H146ZM166 195L168 196V199H170L171 197H169V195L166 193ZM72 196V195H71ZM74 196V195H73ZM29 196H27V198H23L22 199V201L20 200V207H16L18 210H19V219L22 221V222H29V223H31V222H33V221H35V220H37L36 218H34V216L35 215H37V214H35V215H33L30 211L31 210H29V209H27V208H31L33 205H34V201L32 200V199H30V198H28ZM55 197V196H54ZM58 197V196H57ZM151 197H152V195H151ZM52 198V197H51ZM155 198H158V196L157 197H155ZM117 199V198H116ZM121 199V198H120ZM167 199V200H168ZM155 200V199H154ZM157 201V200H156ZM155 201V202H156ZM169 201V200H168ZM171 201V200H170ZM144 202V201H143ZM153 202V201H152ZM69 203V202H68ZM123 203V202H122ZM145 204V203H144ZM37 205H40L39 203H37ZM60 205V204H59ZM122 205V204H121ZM143 205V204H142ZM151 205V204H150ZM58 206V205H57ZM65 206V205H64ZM92 206V205H91ZM34 207V206H33ZM89 207V206H88ZM97 207V206H96ZM23 208H25L24 209V211H23ZM45 208H46V206H45ZM45 208H43V210L45 209ZM92 208V207H91ZM151 208H153V206L151 207ZM4 209V208H3ZM26 209L27 210H29L28 211V213L30 212L31 214H27V213H24L25 211H26ZM32 209V208H31ZM42 209V208H41ZM89 209V208H88ZM227 209V208H226ZM45 210H47V209H45ZM44 210V211H45ZM48 210H49V208H48ZM47 210V211H48ZM4 211V210H3ZM87 211V210H86ZM153 211V210H152ZM27 212V211H26ZM40 212H42L41 210H40ZM146 212V211H145ZM12 213H14V212H12ZM11 213V214H12ZM36 213V212H35ZM148 213H149V211H148ZM222 213V212H221ZM122 214V213H121ZM147 214V213H146ZM160 214H162V213H160ZM45 215V214H44ZM47 215V214H46ZM157 215V214H156ZM214 215V214H213ZM14 216V214L12 215V217ZM38 216V215H37ZM216 216V215H215ZM18 217V216H17ZM17 217H15L16 219H17ZM41 217V216H40ZM39 216H38V218H40ZM125 217V216H124ZM46 218V217H45ZM48 218V217H47ZM63 219V218H62ZM62 219L60 220V221H62ZM146 219V218H145ZM211 219V218H210ZM214 220L213 221H215V219H217V218H213ZM3 220V219H2ZM2 220H1V222H2ZM39 220H41V219H39ZM44 220H46V219H44ZM49 220H52V219H49ZM49 220H48V222H49ZM20 221V222H21ZM63 221H64V219H63ZM124 221H127V220H124ZM0 222V223H1ZM44 222H46V221H44ZM65 222H66V218H65ZM165 222V221H164ZM233 222V221H232ZM62 223H64V222H62ZM211 223H214V222H211ZM234 223V222H233ZM41 224H43V222L41 223ZM222 224V223H221ZM225 224V227L227 226L226 225V223H224ZM224 224H223V226H224ZM230 224V223H229ZM65 225V224H64ZM232 225V224H231ZM236 225V224H235ZM19 226V225H18ZM22 226V225H21ZM24 226V225H23ZM29 226V225H28ZM34 226H36V225H34ZM214 226V225H213ZM12 227V231L13 230H15L16 228H14L13 226H11ZM29 227H32V226H29ZM44 227H46L47 228V234L49 235V236H47V234L45 233V232H43V234L45 235V236H47V237H49V240L48 241H53V240H55L56 239V237L51 233V231H53V230H51V224L50 223H48V224H45L44 225ZM52 227H53V224H52ZM65 227V226H64ZM2 227L0 226V229H1ZM14 228V229H13ZM22 228V227H21ZM25 229H26V227H24ZM35 228V227H34ZM157 228V227H156ZM24 229V231L25 232H27V230H25ZM36 229V228H35ZM41 229V228H40ZM40 229H38V230H40ZM64 229V228H63ZM65 229H66V227H65ZM231 229H233V227H231ZM236 229V228H235ZM239 229V228H238ZM17 230V229H16ZM22 230H23V228H22ZM21 229H19L18 231H15V232H17V233H15V232H13L12 233V235L10 236V235H7L8 236V239H14V237L17 239V237H18V235L21 233V231H22ZM84 230H85V228H84ZM240 230V229H239ZM6 231V230H5ZM31 231H32V228H31ZM34 231V230H33ZM41 231V230H40ZM83 232H85V231H83ZM87 233H88V231H86ZM146 232V231H145ZM226 232V231H225ZM28 233H30V232H27V234L26 235H28ZM36 233V232H35ZM90 233V232H89ZM150 233V232H149ZM240 233V232H239ZM18 234V235H17ZM152 234V233H151ZM30 235H32V234H30ZM20 236V235H19ZM145 236L147 237V234H145ZM239 236H241V235H239ZM238 236V237H239ZM253 236V235H252ZM2 237V236H1ZM6 237V236H5ZM22 237V236H21ZM28 237H29V235H28ZM28 237L26 236V240L28 239ZM39 237V236H38ZM69 237V236H68ZM87 237V236H86ZM99 237V236H98ZM23 238V237H22ZM34 238H36V234H35V237ZM84 238V236L81 238V239H83ZM40 239V238H39ZM86 239V238H85ZM122 239V238H121ZM7 240V239H6ZM18 240V239H17ZM16 240V241H17ZM19 240H21L20 238H19ZM18 240V241H19ZM33 240H35V241H37L38 239H33ZM237 240H238V238H237ZM17 241V242H18ZM28 241H29V239H28ZM47 241V240H46ZM74 241V240H73ZM88 241H90V240H88ZM15 242V241H14ZM14 243L15 245H16V249L18 248V244L19 243ZM81 242V241H80ZM83 242H84V240H83ZM234 242H237V241H234ZM2 243V242H1ZM89 243V242H88ZM23 244V243H22ZM31 245V244H30ZM29 245V246H30ZM28 246V245H27ZM90 246V245H89ZM14 247V246H13ZM25 248V247H24ZM13 249V248H12ZM16 249H14V250H16ZM27 249H29L28 247H27ZM50 249V248H49ZM41 250V249H40ZM216 250V249H215ZM226 250V249H225ZM17 251H18V255H19V250L17 249ZM16 251V252H17ZM2 252V251H1ZM12 252V251H11ZM16 252H14V254L16 253ZM77 252V251H76ZM129 252V251H128ZM3 253V252H2ZM24 253V252H23ZM37 253H38V251H37ZM37 253L36 252H34V250H29V252H28V254H26L28 257H30L31 258V256H37ZM131 253H132V251H131ZM1 254V253H0ZM17 254V253H16ZM22 255V254H21ZM132 256H133V254H131ZM207 255H208V253H207ZM12 256V255H11ZM38 256H39V253H38ZM127 256V255H126ZM128 256H130L129 255V253H128ZM204 256V255H203ZM209 256V255H208ZM207 256V257H208ZM27 257V258H28ZM65 257V256H64ZM35 258H37V257H35ZM9 258L6 256H0V262H2L3 264H10L11 263V261H10V263H9ZM37 260H38V258H37ZM34 261V260H33ZM118 261V260H117ZM27 262V261H26ZM13 263V262H12ZM33 263V262H32ZM35 263V262H34ZM48 263V262H47Z\"/></svg>","mask_w":264,"mask_h":264}]
</instances>
